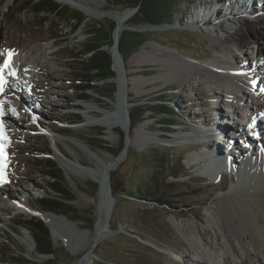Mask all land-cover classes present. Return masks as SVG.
<instances>
[{"label":"rangeland","instance_id":"1","mask_svg":"<svg viewBox=\"0 0 264 264\" xmlns=\"http://www.w3.org/2000/svg\"><path fill=\"white\" fill-rule=\"evenodd\" d=\"M15 1L12 0L9 6L5 7L7 0H0V69L7 65L3 61L5 58L7 61L11 56L17 55L20 60L16 70L9 74L12 77H16L17 74L23 75L20 78H23L22 81L27 85L20 91L27 97L28 104L22 105L19 95L13 92H9L7 96L3 95L7 84L0 92V103L5 100L9 102L11 97L14 102L10 108H3L4 112L11 113L14 123L3 122L8 127L0 132L2 139L0 148L3 150L0 163L5 178L3 183L8 188V194H0V264H43L47 260H54L53 254L38 260L41 256L36 252L33 236L28 229L16 224L33 217L41 219L20 212V209L30 213L48 212L38 206L37 199L56 196L48 185L50 176L46 175L44 167L39 165L41 159L51 158L59 164L55 155L66 160L61 150L68 154L74 166L62 168L75 189V200L71 203L76 211L75 215L54 213L68 217L83 230H91L95 228V222L100 218L98 199L99 197L100 201L102 199V188L99 186L100 181L97 180L98 183L91 179L84 168H97L110 163L122 153L124 147L127 150L125 157L110 173L115 205L110 217L109 231L92 249L91 260L88 263L194 264L191 259L195 257V253L174 225L172 215H177L176 222L179 220L184 223V226H179L183 232L194 231L197 227L202 233L206 231L216 246V240L219 242L222 235L219 228L207 223L206 209L220 199L235 196L231 191L240 181L236 171L241 167L242 159L243 162L246 161L244 155L259 158L261 154L247 153L246 147L253 141L242 143L240 140L235 143L232 140L229 150L231 160L225 159L228 163L223 167L225 169L220 177L215 176L217 173H213L212 176L204 172L208 166L203 159L196 165L188 162L189 156L209 151L207 148L202 150L204 142L200 137H191L196 134L192 128L197 126L204 129L210 127V123L212 126L214 122L216 125L223 114V121L229 118L233 120L232 116L237 122L241 118L248 120L254 111L243 101L230 96L229 102L238 106V109L236 114L229 117L228 104L222 106L225 102L226 89L217 86L206 70L181 72L165 82L163 75L173 69L169 62H150L141 65L130 64V60L137 52L151 51L153 46H159L160 50L167 51L162 53L164 57H168V54L177 57L176 53H180L185 55L187 60L209 64L214 55L221 54L215 50V42L204 30L206 26H210L213 19L217 20L218 17L213 16L216 15L215 11L221 14L218 18L221 21L219 25L229 23L230 20L225 17L226 11L230 9V4L238 7L237 2L174 0L175 8L180 6L182 12L173 24L160 29L155 26L141 31L145 33L147 39L127 61L123 60L122 64L124 63L130 79L136 77L147 79L148 83L139 93L132 89L136 84L130 82L127 96L129 109L140 105L145 106L146 111L141 121L135 125L132 126L130 120L129 131L124 132L120 124L110 130L100 125H86L87 118H96L100 115L98 111H107L113 107L118 90L116 69L114 68L116 77L106 83L97 82L96 91L89 90L84 93L74 89L75 83L71 80V70L68 69V66L73 67L74 64H69L66 58L81 53V43L88 37L87 32L92 25L110 24L116 20L109 16L88 19L89 16L84 10L73 8L68 2L54 0L60 6H67L72 12L82 14L84 19L76 30L75 20L60 21L53 16H49L51 22L42 24L45 14H34L29 9L19 13ZM102 1L104 4L98 5L100 11L126 10L122 5ZM247 4L249 6V3ZM252 4L249 8L252 9L254 17L258 21H264V8L258 7L261 6L262 0H253ZM206 9L214 10V13L200 29H191L189 25L191 18L195 17L196 13L199 17L204 13L208 14ZM243 11L247 12L245 9ZM129 18L130 16L124 21V25H127ZM262 45L264 47V44ZM234 53L239 64L250 65L257 78L255 81L259 80L263 85L262 89L260 87L258 90L260 94L256 95L246 89L248 96L254 97L257 101L261 94L264 96V56L260 59L263 68L259 69L254 63L256 59L244 56V53L237 49ZM25 59L30 60L28 67H22V72H19L18 64ZM28 81L31 83L28 84ZM115 86L116 92L111 93L108 88ZM242 88L245 89L244 86ZM81 96L87 97L88 100L82 99ZM159 109L167 113L160 112ZM77 118H80L81 122L71 123ZM259 120L256 122L262 126L263 139L259 144L253 142V146L261 149L264 147V122ZM142 122H147L149 132H155L157 137L144 142L128 143V136H133ZM98 129L101 130V134L97 137L111 150L102 149L87 139L94 137ZM227 130L230 134L227 135L225 132L223 138L213 140L214 133L206 137L209 138V145L215 142L213 147L216 154L220 153L223 146L228 149L230 145L233 129ZM216 133L219 135V131ZM246 133H250L248 128L244 130V136ZM122 143L123 149L117 154ZM47 149L52 151L51 155L47 153ZM243 150L246 152H242ZM171 163L176 165L175 171L181 173L178 177L170 175L174 170L170 166ZM256 170L260 172L261 168L256 166ZM90 181L97 184L96 189L91 188ZM81 187H85L86 191L81 190ZM11 193L14 197L13 195L11 197ZM159 198L168 204L157 202L156 199ZM5 206L9 209L5 210ZM56 225L57 236L52 234V237L55 247L59 250L60 264H77L90 251L88 244L85 243L87 238L73 226L60 222H56ZM223 226L224 228L229 226L232 232L237 231L231 219H226ZM28 235H31L33 242ZM204 237L207 239V236ZM254 240L258 241L259 238L254 236ZM33 243L35 248L31 250ZM217 247L220 248V245ZM169 249L182 251L186 256L185 261L174 257ZM230 260L235 263L232 256Z\"/></svg>","mask_w":264,"mask_h":264},{"label":"bare ground","instance_id":"2","mask_svg":"<svg viewBox=\"0 0 264 264\" xmlns=\"http://www.w3.org/2000/svg\"><path fill=\"white\" fill-rule=\"evenodd\" d=\"M11 1L12 0H7L5 7H8ZM60 1L70 3L73 8L84 10L87 13V16H89L88 19L94 17L103 18L105 16H109L115 19L119 24L117 29L118 35L121 34L122 26H124V21L129 17L127 15V10L121 12L114 10L100 11L98 9V5L104 4L102 0ZM230 1V3H232L233 0ZM235 2H237L238 7H235L234 4H230V9H227L228 11H226L225 17L228 21L230 20L229 23L226 22L225 25H223V23L219 25L221 21H219L218 18L221 16V14L215 11L216 15L213 16L216 18L218 17L217 20L215 21L213 19V23L211 22L210 26H206L207 28L206 30H204L205 33L208 34L210 38L215 42V50L221 54L214 55L211 61H209V64L205 65L204 63L187 60L185 59V55H182L180 53H176L177 57H173L170 54H168V57H164V54L162 55V53H167V51L160 50L158 48L159 46H153V49L151 51L143 50L142 52H137L136 55L133 56L130 60V64L139 63L141 65L150 62H169L172 65L173 69L163 75L162 78L165 80V82L181 72L188 73V71L192 72L198 70H206L209 73V77L217 84V86L225 87L226 89L225 102L222 106H224L225 103L228 104L227 107L229 108V117L232 114H236L238 109V106L236 107V105L234 106L232 102H229L230 96L234 98L236 97L238 100L243 101L246 106L254 111L252 115L248 117V120L241 118L239 123L231 120L230 118V120L228 119L227 121L221 122L224 116V114L221 112V114L223 115H220V118L217 122L218 124L215 125L216 122H214L211 126L210 123V127H207L208 130L207 128L203 129L197 126H193L192 130L196 134L191 137H200V139L204 142L202 150L207 148V150L209 151L204 153L198 152L197 154L189 156L188 162L189 164L196 165L200 160L203 159L208 166L207 169H205L206 171L204 172H207L208 174L210 173V175H212L213 173H217L215 176L218 177L221 176V172L225 169L223 167H225L228 163V161L225 159L227 158L228 160H231L229 150L231 149L232 140H234L235 143L241 140L247 143H249V141L258 142L259 144L260 140L263 139L261 131L262 126L259 125L256 121L260 119L264 122V96H262L261 94L259 99L256 101L254 97L248 96L249 93L246 92V89H248L251 90L255 95L260 94L258 90L260 87L262 89L263 85L259 80L257 82L255 81L257 78H255V74L252 73L250 65L248 66V64L246 63H238L235 58L236 55L234 53V50H239L240 52L244 53V56L247 55L248 57H250V59H256V61L254 62L256 67L259 66V69H262L263 62L260 61V59H262L261 57L264 56V47L262 45L264 44V21H258L251 12L252 9L249 8V6L252 4V0H235ZM247 3H249V6ZM218 7H220V5ZM261 7L264 8V0H262ZM244 9L247 10V12H242V10ZM206 10L208 14L204 13L202 17H199V14L196 13V16L191 18V20L189 21L191 29H200V27L205 25V21L209 19V16L214 13V10ZM198 17L201 19H199ZM115 58L116 63L113 66L117 71L118 90L116 92V99L113 101V107L107 111H98L100 112V115H98L96 118H87L86 125H100L105 129L110 130L120 124L127 132L129 131L131 120L129 104L127 100V96L130 90L129 84L130 82L136 84L132 87V89L136 90L139 93L142 91L148 81H146L147 79L145 80L144 77H136L130 79L127 74L128 71L124 68V63L122 64V61L124 59L120 56L119 58ZM18 60L20 59L17 58V55L11 56L7 61L6 58L3 60L5 65H7L4 69H2V72H0V77H2L3 80L2 85H0V92L3 91L4 86L7 84L9 88L7 87V89L4 90L5 92H3V95L5 94L7 96L9 92H13L16 95H19L21 104L26 105L28 104L27 97L22 94V91H20L22 87L27 85L22 81L23 78H20L23 75L21 74V76L17 74L16 77H12L10 74H8V72L11 73L16 70ZM29 61V59H25V61L22 60L21 64H18V71L22 72L24 67H28ZM241 68H243L242 71ZM244 71L246 72V74L242 73ZM27 83L30 84L31 81H28ZM254 84L256 85L255 87ZM242 86H244L245 89H243ZM9 100L11 101V103L10 101L8 102L6 100L3 103H0V132L1 130H3V128L5 129L8 127L3 122L14 123L11 113L3 111V108H10V105L14 103L12 102V97L9 98ZM222 123H225L227 125L232 123V125L234 126L221 127L223 126ZM236 125L240 129L248 128L250 130V133H246V135L244 136V134L242 133H236L235 130L231 133L232 137L230 138L232 139L229 140L230 145H228V149L223 146L220 150V153L216 154V151L213 147L215 142L213 143V145H209V138L206 137H210V135L214 133L212 138L213 140L223 138L225 132H227V135L230 134L228 133L227 129L232 130L236 127ZM147 127V122L140 123L134 132L135 134L133 136H128V143H130V141L133 143L155 139L157 137L156 133L149 132V129ZM216 131H219V135H217ZM190 135L188 137H190ZM0 141L2 142L1 136ZM253 142L252 144L249 143L250 147L249 145L248 147H246L247 153L251 154L252 152H257V155H261L259 158H256L257 156L254 155H244L246 161L243 162L242 159L241 167H239L240 169L238 168L236 171L238 172L237 174L240 178V181L233 187V190L231 191L232 194H235V196L220 199L216 203L208 206L206 209L205 219L207 223L212 227L219 228L222 235V238L219 241L220 243L216 240V246L220 245V248H216V246L213 245L212 239L211 237H209L206 231L202 233V231L197 227L194 229V231H190L188 233L183 232L179 226H184V223L179 220L176 222L175 220L177 219V215H172V220L175 223L174 225L178 228L179 232L182 233L185 241L188 242L195 253V257L191 259L194 264H233V261L230 260L231 256L235 258L234 264H264V147L261 149L257 148L256 145L254 147ZM246 150H243L242 152H246ZM126 151L127 150H124L113 161L108 164H104L101 167H92L88 169L84 168L85 172H87L89 176H92L96 181H100V188H102V197L104 196L107 187L106 171L109 170L111 172L120 162V160L125 157ZM222 152L223 154H221ZM62 155L65 156L63 153ZM55 157L65 168L74 166V164L68 161V159L64 160L56 155ZM250 159L258 160V162L252 163L250 162ZM231 164L234 163L231 162ZM256 166L261 168L260 172L256 170ZM202 174L206 175L205 173ZM5 193L8 194V188L4 185V183H0V194ZM10 195L11 197L12 195L14 197V194L11 193ZM102 201L103 199H101L100 203V218L96 222L95 228L91 230H83L77 223L70 221L68 217L64 215H57L52 211L30 213L28 211H23L20 209V212L35 215L44 219L45 222L49 225L54 236H57L56 222L73 226L77 231H80L82 236H85L87 238L85 243L88 244V249L91 250L92 247L96 245L109 231L110 217L113 211H111L108 206H104ZM4 209L8 210L9 207L5 206ZM226 219H231L232 221H234L237 231L232 232L229 226H227V228H224L223 222H225ZM204 236H207V239H205ZM254 236H257L259 240H254ZM29 237L33 242L31 235ZM34 248L35 244L33 243V245L31 246V250H33ZM170 252L180 261H185L186 256L182 251H179L178 249H171ZM43 259L44 257L38 258V260ZM90 260L91 255L89 254L85 256L80 262H82L83 264H89Z\"/></svg>","mask_w":264,"mask_h":264},{"label":"trees","instance_id":"3","mask_svg":"<svg viewBox=\"0 0 264 264\" xmlns=\"http://www.w3.org/2000/svg\"><path fill=\"white\" fill-rule=\"evenodd\" d=\"M109 4L122 5L124 8H135L137 11L129 18L127 25H168L173 24L179 18L182 8L178 6L175 8L174 0H106ZM19 7L18 12L22 13L26 9L34 14H45L42 24L51 22L49 16L56 17L60 21L75 20L74 29L82 23L84 17L82 14L72 12L67 6H60L54 0H16L14 3ZM177 9V10H176ZM116 27V22L113 20L110 24L99 23L94 24L88 30V37L81 43V53L66 57L69 64H74L73 67L68 66L72 76V81L75 83L74 89L86 93L89 90L96 91L97 82H107L115 76L113 57L110 47L113 43V33ZM144 32L124 29L119 38L118 49L123 56L124 61H127L133 52L146 40ZM107 88V87H106ZM111 93L116 92V86L108 88ZM82 99L88 100L87 97L81 96ZM132 126L141 121L146 108L145 106H134L129 109ZM160 112L167 113L163 109ZM81 122L77 118L71 123ZM101 134V130L95 131L94 137H88L91 143L98 145L102 149L111 150L107 148L103 141L97 137ZM123 149V143L119 147L117 154ZM61 152L68 157V154L61 150ZM49 155L52 154L50 149H47ZM158 156V155H157ZM158 161L159 158L157 157ZM39 165L44 167V173L50 176L48 183L53 194L56 196H48L37 199L38 206L47 211L56 213H64L75 215L76 208L72 205L75 200V189L60 164L56 163L51 158L41 159ZM174 170L170 175L178 177L181 173L176 170L174 163L170 165ZM91 188L97 187V184L90 181ZM85 190V187H81ZM157 202L168 204L162 199H156ZM20 227H25L33 236L36 244V252L38 254H53L54 260L50 259L43 264H60L59 250L55 247L52 234L48 226L40 218H31L26 221H19L16 223Z\"/></svg>","mask_w":264,"mask_h":264},{"label":"water","instance_id":"4","mask_svg":"<svg viewBox=\"0 0 264 264\" xmlns=\"http://www.w3.org/2000/svg\"><path fill=\"white\" fill-rule=\"evenodd\" d=\"M126 10L128 12L127 15L131 17L137 11V7H135V8H126ZM115 22H116V27L114 29V33H113V45L111 47V53H112V57H113V65L116 63V60H115L116 58L115 57L119 58V56H120V57L123 58V56L121 55V53H120V51L118 49V42H119L120 35L117 34V29H118V25L119 24H118L117 21H115ZM153 27H155V26L154 25L153 26L152 25H145V26H129V25H124V26H122V31L124 29H130V30H134V31L141 32V31H144L146 29H151ZM157 27L160 29L162 27L163 28L166 27V25H160V26H157ZM122 129H123L124 132H126L124 130V127ZM125 149H126V147H124L123 151ZM64 157H65V159H68V161L72 162V160L69 159L68 157H66V156H64ZM59 164L61 165V163H59ZM61 167H62V165H61ZM110 173L111 172L109 170L106 171L107 187H106V192H105L104 196L102 197V199H103L102 203H103L104 206H108L109 209L111 211H113L114 210V205H115V197H114V195L112 193V187H111V183H110ZM90 177H91V179L95 180L92 176H90ZM99 186H100V183H99ZM99 191H100V188H99ZM100 203H101V201H100V197H99V199H98V211H99ZM42 220L48 226V228L50 229L49 225L45 222V220L44 219H42ZM96 222H97V220H96ZM96 222H95L94 227L96 226ZM50 232H51V229H50ZM51 234H52V232H51ZM95 246L96 245H94L92 247V249ZM91 250L88 251V253L85 254V256L89 255L90 252H91ZM47 255L48 256H51L52 254H39V256L44 257V258L47 257ZM77 264H83V263L79 261Z\"/></svg>","mask_w":264,"mask_h":264},{"label":"snow or ice","instance_id":"5","mask_svg":"<svg viewBox=\"0 0 264 264\" xmlns=\"http://www.w3.org/2000/svg\"><path fill=\"white\" fill-rule=\"evenodd\" d=\"M0 72H2V69H0ZM3 80L2 77H0V85H2ZM3 156V150L2 148H0V158H2ZM5 182V178L3 176V167H2V163H0V183Z\"/></svg>","mask_w":264,"mask_h":264}]
</instances>
